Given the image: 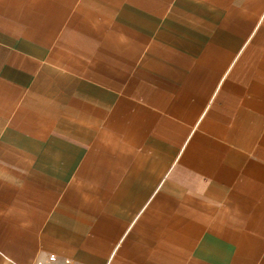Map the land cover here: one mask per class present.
I'll use <instances>...</instances> for the list:
<instances>
[{
	"label": "crops",
	"instance_id": "crops-1",
	"mask_svg": "<svg viewBox=\"0 0 264 264\" xmlns=\"http://www.w3.org/2000/svg\"><path fill=\"white\" fill-rule=\"evenodd\" d=\"M264 264V0H0V264Z\"/></svg>",
	"mask_w": 264,
	"mask_h": 264
},
{
	"label": "built area",
	"instance_id": "built-area-1",
	"mask_svg": "<svg viewBox=\"0 0 264 264\" xmlns=\"http://www.w3.org/2000/svg\"><path fill=\"white\" fill-rule=\"evenodd\" d=\"M38 264H73V262L68 261V260L61 261L57 257H55L54 255H51L47 261L40 262Z\"/></svg>",
	"mask_w": 264,
	"mask_h": 264
}]
</instances>
